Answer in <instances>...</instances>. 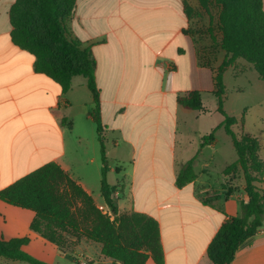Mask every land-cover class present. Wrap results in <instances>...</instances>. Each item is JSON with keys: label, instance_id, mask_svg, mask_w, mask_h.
<instances>
[{"label": "crops", "instance_id": "0c3cea01", "mask_svg": "<svg viewBox=\"0 0 264 264\" xmlns=\"http://www.w3.org/2000/svg\"><path fill=\"white\" fill-rule=\"evenodd\" d=\"M15 3L0 0V191L54 163L110 213L96 197L99 192L103 199L101 135L119 211L158 222L165 264H212L208 247L228 219L240 216L244 200L243 191L222 175L238 155L225 129H217L224 117L218 112L215 76L226 58L216 29L219 10L213 17L190 19L185 7L200 11L198 0H76L66 28L96 61L100 134L87 79L75 77L64 94L36 71L34 56L13 43ZM212 23L216 41L208 32ZM249 65L239 59L225 71L226 89L230 71L240 81L249 72L257 86L260 77ZM242 88L240 82L235 93ZM193 92L200 94L203 111L178 103ZM238 100L227 93L224 111L244 118V124L247 110L238 116L232 106ZM215 129L214 143L201 147ZM263 152L262 145L264 160ZM194 158L196 179L179 187L181 168ZM34 218V212L0 201V239L29 238L24 250L49 264H112L100 244L86 239L58 248L31 231ZM13 263L18 261L0 258V264ZM146 264L155 263L149 258ZM231 264H264V228Z\"/></svg>", "mask_w": 264, "mask_h": 264}, {"label": "trees", "instance_id": "16d2710c", "mask_svg": "<svg viewBox=\"0 0 264 264\" xmlns=\"http://www.w3.org/2000/svg\"><path fill=\"white\" fill-rule=\"evenodd\" d=\"M198 2L200 11L186 5L188 18L201 17L204 13L213 17V11L218 9L216 29L222 35L220 46L226 54L215 76L218 112L224 117L217 129L224 128L232 138L238 159L222 175L231 182L242 177L244 183L240 216L228 219L208 247L212 264H231L242 245L264 228V160L261 142L235 131L244 118L231 117L224 111L227 94L224 73L241 59L252 65L264 82V0ZM75 6L76 0H16L10 10L12 40L21 50L34 56L36 71L59 85L64 94L70 91L75 77L87 79L95 104L92 116L101 134L96 61L89 50L69 38L66 28ZM216 29L212 23L208 30L213 41H216ZM178 103L188 110H204L198 92L179 98ZM217 129L203 137L201 147L214 143ZM100 142L101 193L110 213L99 209L93 198L54 163L1 190L0 201L34 212L31 231L62 250L86 239L100 244L101 254L112 260V264H146L149 258L155 264H165L158 222L145 214L124 213L117 208L114 197L117 188L108 182L109 160L102 138ZM194 163L195 158L181 168L177 177L179 187L196 179ZM29 243V238L0 239V258L26 264H49L24 250Z\"/></svg>", "mask_w": 264, "mask_h": 264}, {"label": "rangeland", "instance_id": "374dc122", "mask_svg": "<svg viewBox=\"0 0 264 264\" xmlns=\"http://www.w3.org/2000/svg\"><path fill=\"white\" fill-rule=\"evenodd\" d=\"M251 67V71L254 72L253 74H257L254 67L249 65ZM238 73V72H237ZM258 78V77H257ZM259 79V78H258ZM254 75L253 77L250 76L249 72H244L242 80H237L236 72L230 71V73L227 72L226 75V86H227V93L230 94V100L233 98H240L239 103L236 104V101L232 102V106L234 109L240 111L238 112V116L242 115V113L247 110L246 116H245V123L240 124L235 127V131L239 134H247L252 137H255L258 139L261 144L264 147V83L261 79H259L257 86L254 85ZM241 82L242 85V91L240 94L235 93V88L237 85ZM211 100L213 98L209 97L206 100V103L210 105ZM95 109V104L93 111ZM93 114V112H92ZM101 135L99 136V142H100ZM104 142V141H103ZM105 145V143H104ZM101 142H100V155L102 158L101 153ZM107 156V155H106ZM263 158H264V152H263ZM233 185L232 188L235 190H239L243 188V178L240 177L237 179ZM264 188V185H263ZM212 194H209L208 197H211ZM97 199L99 200V204L104 207V209H108L107 205L105 204L103 199H100L99 192L96 194ZM83 258H80L82 260ZM13 264H25V263H13ZM71 264H77L76 262H71Z\"/></svg>", "mask_w": 264, "mask_h": 264}]
</instances>
